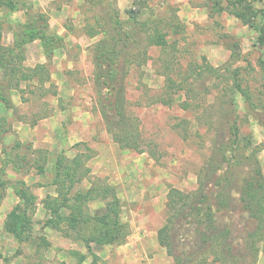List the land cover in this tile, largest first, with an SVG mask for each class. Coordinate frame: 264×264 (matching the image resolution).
<instances>
[{"label": "rangeland", "instance_id": "obj_1", "mask_svg": "<svg viewBox=\"0 0 264 264\" xmlns=\"http://www.w3.org/2000/svg\"><path fill=\"white\" fill-rule=\"evenodd\" d=\"M26 20L46 51L17 46ZM0 48L1 82L45 66L0 100V264H264L246 189L264 197V0H0ZM13 213L30 218L20 238Z\"/></svg>", "mask_w": 264, "mask_h": 264}, {"label": "trees", "instance_id": "obj_2", "mask_svg": "<svg viewBox=\"0 0 264 264\" xmlns=\"http://www.w3.org/2000/svg\"><path fill=\"white\" fill-rule=\"evenodd\" d=\"M24 28V36L25 38H22L18 41V38H15V41L17 43V46L20 47L21 44H25L29 41H33L35 39H40L43 48L46 51V47L49 45L47 44L48 40L50 39H46V33H44L45 30L41 29H37L36 25H35V21L29 22L26 20V22L24 23V25L22 26ZM18 36V35H17ZM49 43V42H48ZM2 48H0L1 50ZM11 57L13 56V53L11 51H9ZM11 62V60H10ZM9 64V61H8ZM10 65V64H9ZM5 67H10V66H3ZM37 68H27V69H23L22 66L17 67V66H11L12 70V74L9 76V79H4L3 82L0 81V100L3 101L7 107L12 108V100H10L8 98V94H6V91L12 88H17L20 87V81L21 79H27V78H33L34 76H36V74H38L39 71L45 69V66H36ZM6 73V72H4ZM8 77V76H7ZM16 82V83H14ZM244 92V91H243ZM245 96V100L249 101V95L244 92L243 93ZM115 107L118 109V113H121V108L119 107V103H115ZM120 110H119V108ZM1 120V119H0ZM1 125V122H0ZM3 125L5 127H3ZM2 125V129L3 132H8L10 129V127H7L6 122H4V124ZM6 135V134H5ZM5 135L2 133L0 135V143H2L3 145H5ZM76 170V169H75ZM70 169L67 168L66 170L63 171V174H65V176H70L73 175L72 173H70ZM257 173L261 175L260 170H257ZM220 183V182H219ZM218 184V183H217ZM264 185V184H263ZM261 180L259 181V188L263 187ZM210 189V187H208ZM247 189V194L251 195V200H254V204L255 207H252L250 205L249 209L254 212V213H260L263 212L261 210H264V197L259 193V189L254 187V183L250 182L248 183V186L246 187ZM262 190V188H261ZM218 191L214 190L211 188L210 192L207 191L205 192L204 189H201L199 191V193H195V195L197 196V199L193 201V205L190 206L191 212L188 215L193 216L196 220L195 222L200 223L202 218H200V216L203 215H207L210 217V219H212V217L214 216V212H213V208L214 206V201L217 202L218 197H214V194H216ZM187 195H185L183 192H181L178 189H171L170 193H169V205L172 211L178 212V213H184L185 214V208L183 205H186L187 208V204H182L181 206L178 205V203H183L186 201L185 197ZM214 199V200H213ZM185 200V201H184ZM178 205V206H177ZM60 207V204H58L57 207H52L51 211L53 213L58 214V209ZM115 207L113 209H109V213H107L105 215L104 218H101V221H103V223H106V221L109 222H113L115 229L112 230L110 236V241H114L117 240L119 238V236L121 235V222L118 219V214H116L115 219L112 218V212L115 211ZM118 213V212H117ZM185 216H187L185 214ZM260 221H264V219H262L261 217H259ZM28 220H30V218L27 216H23V218H21L19 215H17L16 213H13L9 216V219H7V223H6V227H8V230L14 234L17 238L21 237V233H23L24 231V227H26V223L29 222ZM48 224L49 223H53L54 222V218H50L47 220ZM115 230V232H114ZM166 230L167 228H163L160 230V242L162 245H166L167 244V237H166Z\"/></svg>", "mask_w": 264, "mask_h": 264}, {"label": "crops", "instance_id": "obj_3", "mask_svg": "<svg viewBox=\"0 0 264 264\" xmlns=\"http://www.w3.org/2000/svg\"><path fill=\"white\" fill-rule=\"evenodd\" d=\"M10 42V41H9ZM8 42V43H9ZM33 43H35V44H33V45H37V39H35L34 41H33ZM32 44V43H31ZM26 54H27V60H26V63H27V65L29 64V65H31V66H34V62H32V60L34 59L33 58V56L31 57V50H30V44L29 45H27V49H26ZM38 59V61H40V62H42L43 60V56H42V54H41V56H38L37 57ZM20 99V100H19ZM19 99H14L13 101H14V103L15 102H21L22 101V99H21V97L19 96ZM55 116H53V115H50L49 117H44V120H49V123L52 125L53 124V118H54ZM146 264H152V262H151V259H148L147 261H146Z\"/></svg>", "mask_w": 264, "mask_h": 264}]
</instances>
